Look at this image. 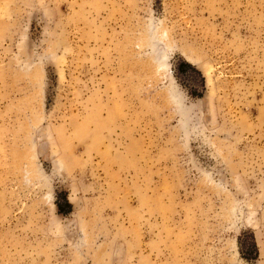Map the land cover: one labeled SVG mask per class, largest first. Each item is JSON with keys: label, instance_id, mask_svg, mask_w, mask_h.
I'll list each match as a JSON object with an SVG mask.
<instances>
[{"label": "rangeland", "instance_id": "rangeland-1", "mask_svg": "<svg viewBox=\"0 0 264 264\" xmlns=\"http://www.w3.org/2000/svg\"><path fill=\"white\" fill-rule=\"evenodd\" d=\"M0 264H264V0H0Z\"/></svg>", "mask_w": 264, "mask_h": 264}, {"label": "trees", "instance_id": "trees-1", "mask_svg": "<svg viewBox=\"0 0 264 264\" xmlns=\"http://www.w3.org/2000/svg\"><path fill=\"white\" fill-rule=\"evenodd\" d=\"M56 208L58 213L63 214L66 213L65 208L67 209L70 208V204L67 203V201H65L64 205L56 203ZM246 239H248V241H246V244L244 245L243 255L246 256V258H248L251 255L257 254V249L253 240V236H248L246 237Z\"/></svg>", "mask_w": 264, "mask_h": 264}]
</instances>
